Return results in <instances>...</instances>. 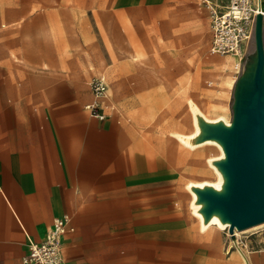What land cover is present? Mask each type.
<instances>
[{"label":"crops","instance_id":"obj_1","mask_svg":"<svg viewBox=\"0 0 264 264\" xmlns=\"http://www.w3.org/2000/svg\"><path fill=\"white\" fill-rule=\"evenodd\" d=\"M172 1L74 3L152 12ZM90 99L89 85L70 77L35 100L0 94V264H23L28 240L40 241L65 213L64 264H246L226 232L191 227L181 187L163 166L144 167L112 107L101 101L99 119ZM240 241L249 264H264V234Z\"/></svg>","mask_w":264,"mask_h":264},{"label":"rangeland","instance_id":"obj_2","mask_svg":"<svg viewBox=\"0 0 264 264\" xmlns=\"http://www.w3.org/2000/svg\"><path fill=\"white\" fill-rule=\"evenodd\" d=\"M226 2L209 0L219 8ZM83 7L74 0H0V94L35 100L59 77L89 85L92 77L103 76L101 101L112 107L149 170V159L158 158L161 148L153 125L188 117V98L209 116L232 118L233 83L252 57V44L241 56L211 54L206 0H173L152 12L75 9ZM124 63L131 65L127 74ZM164 169L183 191L182 214L199 230L184 183L204 176L185 162ZM244 234H264V225L236 235L240 246Z\"/></svg>","mask_w":264,"mask_h":264},{"label":"water","instance_id":"obj_3","mask_svg":"<svg viewBox=\"0 0 264 264\" xmlns=\"http://www.w3.org/2000/svg\"><path fill=\"white\" fill-rule=\"evenodd\" d=\"M253 41L255 64L235 81L232 102V124L207 125L205 137L221 141L225 159L219 162L226 176L223 192L198 190L205 201L203 212L208 217L220 213L229 221L227 232L234 247L248 263L237 242L235 230L264 222V47L262 14L255 17Z\"/></svg>","mask_w":264,"mask_h":264},{"label":"bare ground","instance_id":"obj_4","mask_svg":"<svg viewBox=\"0 0 264 264\" xmlns=\"http://www.w3.org/2000/svg\"><path fill=\"white\" fill-rule=\"evenodd\" d=\"M263 10V8H262ZM252 46L249 49L252 57L244 65L240 75H245L251 66L255 64V46L253 38ZM131 65L124 63L123 70L128 73ZM235 83H233V89ZM188 117H181L176 120H163L153 125L154 129L159 131L160 154L158 158L149 159V167L167 166L172 169L176 164H184L190 167L195 173L202 174L200 179H188L184 186L189 193V209L191 214L196 218L200 231H206L210 227H217L221 230L227 229L229 221L223 220L220 213L212 212L208 217L205 216L203 209L205 201L199 198L198 190L213 189L216 192H223L226 184V176L219 166V162L225 159V151L221 141L214 137H205L207 125L221 124L229 127L232 124V118H227L221 114L209 116L192 98L186 102ZM166 140V141H165ZM212 148L217 149V153H210ZM155 159V160H154ZM151 160L154 161L150 162ZM264 225V222L248 227L243 230H235L234 234L248 229ZM232 243V241H229Z\"/></svg>","mask_w":264,"mask_h":264},{"label":"built area","instance_id":"obj_5","mask_svg":"<svg viewBox=\"0 0 264 264\" xmlns=\"http://www.w3.org/2000/svg\"><path fill=\"white\" fill-rule=\"evenodd\" d=\"M212 37L209 47L211 54L244 55L246 47L251 44L254 32L255 17L262 14V42L264 47V10L261 0H227L219 8L209 3ZM106 80L103 76H94L89 81L91 99L85 104L91 115L102 119L99 112L101 98L106 91ZM70 221L69 214L55 217L52 225L40 241L28 240L26 255L22 257L23 264H64L62 234ZM229 235V233H228Z\"/></svg>","mask_w":264,"mask_h":264}]
</instances>
